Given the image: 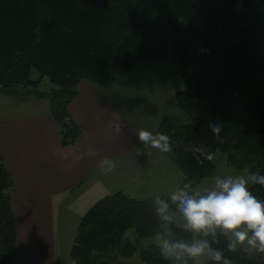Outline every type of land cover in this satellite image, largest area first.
Segmentation results:
<instances>
[{"label": "trees", "instance_id": "obj_1", "mask_svg": "<svg viewBox=\"0 0 264 264\" xmlns=\"http://www.w3.org/2000/svg\"><path fill=\"white\" fill-rule=\"evenodd\" d=\"M167 59L180 72L175 105L189 122L164 119L159 132L174 142L183 184L196 187L215 175L213 160L197 164L184 151L189 141L225 154L236 170L264 173V0H0V92L46 99L62 147L81 135L68 112L79 82L103 86ZM43 78L54 88L38 91ZM215 121L223 124L222 142L208 127ZM12 187L0 157V264L15 259ZM252 191L264 199V187ZM150 200L118 192L95 203L78 224L72 264L130 258L135 247L123 238L128 229L155 238ZM140 260L165 264L157 244L142 250Z\"/></svg>", "mask_w": 264, "mask_h": 264}, {"label": "crops", "instance_id": "obj_2", "mask_svg": "<svg viewBox=\"0 0 264 264\" xmlns=\"http://www.w3.org/2000/svg\"><path fill=\"white\" fill-rule=\"evenodd\" d=\"M115 80L103 86L79 82L68 112L81 135L68 147L60 144L46 99L0 92V157L13 182L14 264H72L70 250L80 219L107 196L120 192L145 201L187 188L168 158L172 153L163 159L162 152L138 138L140 130L160 134L164 118L146 125L127 92L114 88ZM40 85L38 91L45 92ZM117 120L119 134L112 127ZM104 158L115 164L111 172L102 171ZM120 260L129 258L117 264Z\"/></svg>", "mask_w": 264, "mask_h": 264}, {"label": "clouds", "instance_id": "obj_3", "mask_svg": "<svg viewBox=\"0 0 264 264\" xmlns=\"http://www.w3.org/2000/svg\"><path fill=\"white\" fill-rule=\"evenodd\" d=\"M112 127L120 133L118 120ZM208 127L222 142V122H210ZM138 138L145 147L173 152L174 142L167 134L140 130ZM184 151L197 164L215 158L214 151L191 141ZM100 167L107 173L115 164L104 158ZM254 185L264 187V173L218 176L209 187H179L152 197L155 238L165 264H264V199L253 194Z\"/></svg>", "mask_w": 264, "mask_h": 264}, {"label": "rangeland", "instance_id": "obj_4", "mask_svg": "<svg viewBox=\"0 0 264 264\" xmlns=\"http://www.w3.org/2000/svg\"><path fill=\"white\" fill-rule=\"evenodd\" d=\"M30 77L32 80H37L39 75L35 70H31ZM52 88L54 86L50 81L43 78L39 90L46 92ZM114 88L127 92L125 96L127 95L131 99L135 113L144 118L148 126H153L155 122H161L163 118L179 126L187 125L189 122L187 115L175 105L174 96L177 91L181 90L182 81L180 72L171 59L153 62L147 66H137L126 76L116 78ZM156 111H159V113H156ZM147 115H151L152 118L148 119ZM154 134L158 133H155L154 130ZM162 154L163 159H167L166 153ZM168 158L173 161L172 155H168ZM213 164L215 166V177L203 179L196 187H209L218 176L236 177L247 175L246 170L240 171L229 166L226 155L219 151L215 152ZM123 238L135 247V252L129 260H120L119 264L140 263V252L152 244H157L156 238L141 239L137 237L133 229H128Z\"/></svg>", "mask_w": 264, "mask_h": 264}]
</instances>
